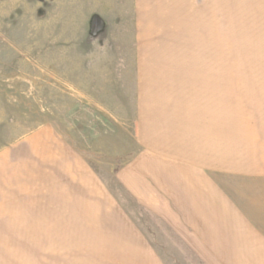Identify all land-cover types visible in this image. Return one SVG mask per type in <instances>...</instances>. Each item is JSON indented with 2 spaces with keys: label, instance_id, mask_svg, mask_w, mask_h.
<instances>
[{
  "label": "rangeland",
  "instance_id": "obj_1",
  "mask_svg": "<svg viewBox=\"0 0 264 264\" xmlns=\"http://www.w3.org/2000/svg\"><path fill=\"white\" fill-rule=\"evenodd\" d=\"M206 120L207 199L264 219V0H0V264H214L192 221L219 208L154 167L214 153Z\"/></svg>",
  "mask_w": 264,
  "mask_h": 264
},
{
  "label": "crops",
  "instance_id": "obj_2",
  "mask_svg": "<svg viewBox=\"0 0 264 264\" xmlns=\"http://www.w3.org/2000/svg\"><path fill=\"white\" fill-rule=\"evenodd\" d=\"M139 13H141L140 10ZM163 59L168 61L172 60L170 58ZM181 61H184V59L180 57L174 59L171 63L173 69L175 68V63ZM144 67V65L143 68L140 67L142 75L145 72ZM152 71L154 74L157 72L155 68H153ZM166 73V77H169L171 80L177 76L179 72L174 74L172 70H168ZM170 80H167L169 82L167 84L162 82V84H164L163 88L167 91L171 90L168 88L169 86L171 87L172 84L170 83ZM147 85L149 87H147ZM141 87L145 94L147 93V90L150 91V89L153 88L155 90H160V88H156V86L151 87L145 78H142ZM174 88L176 91L179 90L176 86ZM153 98H151V101H153ZM147 112H141V134L146 133L145 121H150V119L146 118ZM206 122L213 127H207L206 133L209 135V138L205 143L207 144V149L213 147L215 150L214 153L210 154V152L199 151L198 146L201 144V141L197 138L196 145L193 143L192 149H188L187 147V138L185 140L174 141L176 143H181L178 144V147L175 150L162 149L163 156L165 155V157L169 156L173 158L171 163L166 165L161 162L160 169L157 166H154L155 173L158 174L160 172L161 175L165 177L162 178V181L167 184H169L168 181L176 183L174 189L180 190L178 193L181 195L179 203L182 206L192 207L193 205H198L204 208L208 207L210 204H216V209L219 208V215L214 219L213 229H210L208 217L206 215L194 214L197 218L192 221L194 222V224H192V231L194 232L191 233V236L194 241H192L191 244L192 248H195L194 250L197 254L203 257L206 261H214V264H264V231L259 229V226L256 224L257 221L264 222L261 215L254 212L249 216H246L245 211L237 209L232 203H230L223 190L224 193L221 194V199H217L216 201H210L207 199V196L211 193L208 186L209 183H211V179L208 178L207 175L211 171H213L212 173H219L221 170L222 172L226 171V160L223 153L224 150L223 152L220 150V146L225 149L224 128L223 124H221L223 122L218 121L217 124L207 120ZM216 130H220L217 135L214 133ZM202 131L203 130H200V133ZM145 140L147 141V139ZM147 146L149 149H152L151 147H153L149 143ZM167 153L169 154L168 156H166ZM154 157L155 156H153V158ZM255 170L257 171V169ZM256 171L253 173H256ZM168 173L177 174L180 178V183H177L175 178L168 175ZM155 181H159L157 176H155ZM158 186H160V188L165 187L164 184ZM203 189H208V191H204ZM217 189L219 192V188ZM193 191L200 192H195L193 194ZM190 215H193V213H190Z\"/></svg>",
  "mask_w": 264,
  "mask_h": 264
}]
</instances>
